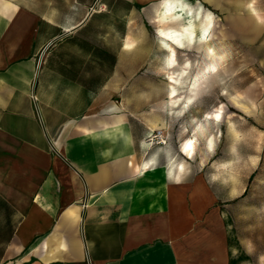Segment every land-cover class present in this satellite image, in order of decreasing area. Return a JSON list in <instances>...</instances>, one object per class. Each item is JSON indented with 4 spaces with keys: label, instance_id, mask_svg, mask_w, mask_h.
<instances>
[{
    "label": "crops",
    "instance_id": "1",
    "mask_svg": "<svg viewBox=\"0 0 264 264\" xmlns=\"http://www.w3.org/2000/svg\"><path fill=\"white\" fill-rule=\"evenodd\" d=\"M163 1L0 0V264H229L208 114L117 79L132 28L179 14ZM206 1L250 7L264 44V0ZM159 31L173 69L181 30Z\"/></svg>",
    "mask_w": 264,
    "mask_h": 264
},
{
    "label": "rangeland",
    "instance_id": "2",
    "mask_svg": "<svg viewBox=\"0 0 264 264\" xmlns=\"http://www.w3.org/2000/svg\"><path fill=\"white\" fill-rule=\"evenodd\" d=\"M198 1L164 0L162 8L170 3L179 14L161 23L158 16L147 33L142 26L132 28L139 40H131L130 55L120 58L130 72L117 79L131 82L125 89L131 98L170 102L173 110L196 119L208 114L212 156L220 159L225 182L219 203L230 225L229 264H264V44L251 42L250 7ZM189 20L194 34L186 38L182 26ZM160 24L183 32L180 42L170 39L178 63L173 69ZM170 75L176 79L177 106L169 99Z\"/></svg>",
    "mask_w": 264,
    "mask_h": 264
},
{
    "label": "bare ground",
    "instance_id": "3",
    "mask_svg": "<svg viewBox=\"0 0 264 264\" xmlns=\"http://www.w3.org/2000/svg\"><path fill=\"white\" fill-rule=\"evenodd\" d=\"M164 7V6H163ZM173 10H172V7H166L165 9H164V14L165 13H171ZM175 11V10H174ZM173 14V13H172ZM167 17V16H166ZM169 17V16H168ZM185 27V26H184ZM173 31V30H172ZM182 32V31H181ZM163 34L165 35V33L163 32ZM164 37V36H163ZM172 38V40L173 41H178V42H180L179 40H178V38L177 37H171ZM172 52H173V49H172ZM171 58V57H170ZM174 58V56H173V54H172V59ZM175 61V60H174ZM173 61V62H174ZM171 62V61H170ZM169 63V62H168ZM171 64H172V62H171ZM174 64V63H173ZM169 66V65H168ZM170 77V81H172V82H176V79H175V77L173 76V75H170L169 76ZM170 97H171V99H172V104L173 105H175V106H177L178 104L177 103H175L176 102V97H177V94H176V88L173 86V84L171 85V90H170ZM189 98V97H188ZM215 116L216 117H218V114L217 113H215ZM190 143V142H189Z\"/></svg>",
    "mask_w": 264,
    "mask_h": 264
},
{
    "label": "built area",
    "instance_id": "4",
    "mask_svg": "<svg viewBox=\"0 0 264 264\" xmlns=\"http://www.w3.org/2000/svg\"><path fill=\"white\" fill-rule=\"evenodd\" d=\"M162 131L160 129L153 130L149 136L147 137V142L152 144H165L166 143V137H164L161 133Z\"/></svg>",
    "mask_w": 264,
    "mask_h": 264
}]
</instances>
